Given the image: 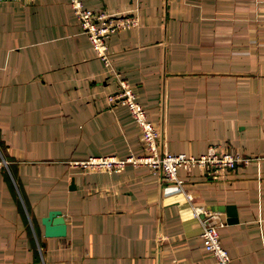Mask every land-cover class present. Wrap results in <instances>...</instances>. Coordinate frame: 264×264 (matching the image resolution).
<instances>
[{
	"label": "crops",
	"instance_id": "1",
	"mask_svg": "<svg viewBox=\"0 0 264 264\" xmlns=\"http://www.w3.org/2000/svg\"><path fill=\"white\" fill-rule=\"evenodd\" d=\"M140 23L108 38L165 152L252 157L213 177L180 168L184 192L147 166L70 161L141 154L117 82L69 0L0 2V264H214L202 213L235 205L220 237L235 264H264V0H84ZM60 209L67 234L41 218Z\"/></svg>",
	"mask_w": 264,
	"mask_h": 264
},
{
	"label": "built area",
	"instance_id": "2",
	"mask_svg": "<svg viewBox=\"0 0 264 264\" xmlns=\"http://www.w3.org/2000/svg\"><path fill=\"white\" fill-rule=\"evenodd\" d=\"M3 1L17 0H0V2ZM69 3L81 24L82 31L90 39L96 55L104 61L117 82V89L109 94L108 100L111 104L119 102L128 108L141 130L142 143V153L138 155L130 154L124 157L117 155L89 156L70 161V164L77 165L83 170L110 172L120 171L127 164L147 166L154 172L160 173L163 180L172 184L175 190L184 192L190 201L192 197L185 191L184 179L178 175L180 168L187 172L198 168L213 177H218L252 159V157L231 149H219L215 145L210 146L205 153L200 155L163 151L160 147L159 129L148 118L147 111L138 100L133 87L114 67L110 58L108 38L116 31L138 26L140 23L139 15L132 11L108 12L104 9H92L85 5L84 0H69ZM3 164H6V161L0 157V166ZM199 213H202L200 236L205 249L214 256V264H235L220 237L219 229L225 224L221 213L209 208L194 211L195 215H199Z\"/></svg>",
	"mask_w": 264,
	"mask_h": 264
},
{
	"label": "water",
	"instance_id": "3",
	"mask_svg": "<svg viewBox=\"0 0 264 264\" xmlns=\"http://www.w3.org/2000/svg\"><path fill=\"white\" fill-rule=\"evenodd\" d=\"M212 210L227 212L229 218L227 222L235 223L238 221L235 205H212ZM44 225V234L47 237H60L67 234V222L60 209H50L46 215L41 218Z\"/></svg>",
	"mask_w": 264,
	"mask_h": 264
}]
</instances>
